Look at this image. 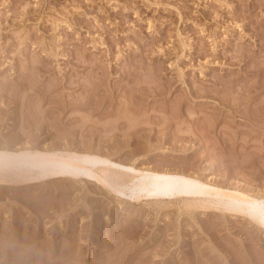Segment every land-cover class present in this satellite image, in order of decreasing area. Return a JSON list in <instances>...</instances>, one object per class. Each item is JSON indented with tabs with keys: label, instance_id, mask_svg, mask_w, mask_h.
<instances>
[{
	"label": "rangeland",
	"instance_id": "obj_1",
	"mask_svg": "<svg viewBox=\"0 0 264 264\" xmlns=\"http://www.w3.org/2000/svg\"><path fill=\"white\" fill-rule=\"evenodd\" d=\"M0 151L168 188L1 162L0 264H264V0H0Z\"/></svg>",
	"mask_w": 264,
	"mask_h": 264
},
{
	"label": "bare ground",
	"instance_id": "obj_2",
	"mask_svg": "<svg viewBox=\"0 0 264 264\" xmlns=\"http://www.w3.org/2000/svg\"><path fill=\"white\" fill-rule=\"evenodd\" d=\"M4 163L6 168H10L11 165L17 164V166H22V163L25 164L27 171L30 174L40 173L43 174L47 169L53 167L55 165L66 164L72 168H76L78 170H85L90 173L91 171H97V174L94 177L102 182L106 186H112V182H116L119 179H122L128 182L131 186H143L144 188H148L151 194L162 195L163 191H168V188L162 186L157 179L160 177H164L145 171L138 170L134 167H130L126 174L121 172V166L119 165H110L106 160L103 159H94L90 164L87 161H80L78 158L73 156L72 154L65 155L61 152H52L41 153L38 151H30L25 154L22 158L17 155L14 151L2 152L0 151V163ZM195 182V188L199 189L203 193H207L210 195H220V196H231L235 195L245 201L248 204H255L258 201L250 196L232 193L226 190H222L221 188L209 186L205 183L200 182L197 179H190L181 177L171 183L172 188L176 185H180L179 194H189L193 193L189 186ZM248 215L251 218H259L264 217V211L259 209H254L249 211ZM264 222V221H263Z\"/></svg>",
	"mask_w": 264,
	"mask_h": 264
}]
</instances>
